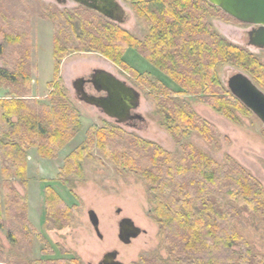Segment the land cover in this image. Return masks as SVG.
I'll return each instance as SVG.
<instances>
[{
	"label": "trees",
	"instance_id": "obj_1",
	"mask_svg": "<svg viewBox=\"0 0 264 264\" xmlns=\"http://www.w3.org/2000/svg\"><path fill=\"white\" fill-rule=\"evenodd\" d=\"M130 1L148 25L144 40L83 6L75 12L55 9L43 15L55 24L49 103L30 96L31 43L26 34L14 30L0 3V57L8 66L0 67V89L10 90L9 97L0 98V229H7L12 244L33 236L26 200L14 187L15 180L26 184L28 150L36 147L42 157L54 158L81 126L61 78L62 63L70 55H101L141 80L154 93L163 125L177 143L197 133L209 145L219 147V133L178 97L182 92L177 94L130 68L124 59L128 49H136L169 74L185 94L200 97L236 124L235 109L251 112L222 84L217 68L235 66L264 91V63L213 30L210 18L221 9L207 0ZM96 149L117 170L135 174L147 186L152 219L169 257L154 254L142 257L138 264H264V254L253 251L238 227L247 213L259 220L264 232V186L234 158L228 155L222 164L192 144H183L177 156L108 123L103 128L91 127L86 140L67 157L59 180L69 191L76 187L74 179L84 177L83 163L92 159ZM45 196L46 225L55 222L65 228L74 210L52 187L46 188ZM4 253L0 244V264L6 262Z\"/></svg>",
	"mask_w": 264,
	"mask_h": 264
},
{
	"label": "rangeland",
	"instance_id": "obj_2",
	"mask_svg": "<svg viewBox=\"0 0 264 264\" xmlns=\"http://www.w3.org/2000/svg\"><path fill=\"white\" fill-rule=\"evenodd\" d=\"M118 1L125 9L127 18L123 24H117L144 40L149 33L145 20L136 15L130 0ZM0 3L14 30L26 34L31 43L34 70L30 96L42 103H49L46 98L50 93L48 84L54 76L55 24L43 15L53 13L55 9L75 12L81 7L70 0L66 6L56 0H0ZM62 23L65 24V21L62 20ZM210 23L217 34L236 46L246 48L264 63V50L249 46L250 24L237 21L223 11L211 17ZM10 51L9 48L8 56ZM102 58L95 53H74L62 63V84L78 112L81 126L74 138L54 158L42 157L36 147L28 150L26 184L15 180L14 187L26 200L33 236L29 240L21 237L15 245L9 240L7 229H0V244L4 248L6 261L1 264H99L105 254L113 251L118 252V260L124 264H138L142 257L149 258L154 254L169 257L159 228L152 219L153 204L148 197L147 186L138 176L127 170H117L115 164L96 149L92 159L83 163L84 177L81 180L74 179L76 187L73 192L59 180L67 157L82 145L88 130L93 126L103 128L108 123L117 124L126 132L156 143L177 156L183 144L196 146L222 164L229 155L264 186V124L251 111V114H247L235 109L239 124L232 122L201 101L200 97L185 94L184 89L169 74L163 73L136 49L130 48L124 55L127 65L156 84L160 82L177 94L182 92L178 97L187 102L197 115L216 127L219 147L209 145L197 133H190L177 143L163 125V115L154 93L129 71L112 63V73L141 93V105L137 113L144 117V121H138L136 126L119 124L96 107L82 102L73 85L77 79L88 77L94 70L101 69L99 65ZM0 67H8L1 57ZM216 71L226 88L228 79L239 72L253 80L249 74L231 65H221ZM87 91L95 93L89 86ZM9 93L8 89H0V98L9 97ZM47 187H52L65 204L74 210L65 228H59L55 222L46 225ZM119 209L120 214L117 213ZM91 210L99 218L102 239L91 224ZM123 218H131L144 231L129 245L119 239V223ZM238 227L253 251L264 254V232L259 220L245 213ZM11 228L16 230V226L12 225Z\"/></svg>",
	"mask_w": 264,
	"mask_h": 264
},
{
	"label": "water",
	"instance_id": "obj_3",
	"mask_svg": "<svg viewBox=\"0 0 264 264\" xmlns=\"http://www.w3.org/2000/svg\"><path fill=\"white\" fill-rule=\"evenodd\" d=\"M80 6L92 10L106 19L123 24L127 14L118 0H74ZM211 5L221 9L230 17L245 24L260 26L259 31L250 32L249 46L264 50V0H207ZM89 82L96 94L85 89L86 79L79 78L74 82L78 98L99 109L109 118L119 124H128L131 120L144 121L137 113L141 105V93L126 81L119 79L113 73L96 69L91 74ZM231 94L248 108L264 124V91L246 74L239 72L232 75L227 82ZM131 126V125H130ZM118 214L121 213L119 209ZM89 218L99 238L100 221L94 211H89ZM144 231L136 226L131 218H123L119 223V239L126 245L131 244ZM99 264H124L118 260V252L104 255Z\"/></svg>",
	"mask_w": 264,
	"mask_h": 264
},
{
	"label": "flooded vegetation",
	"instance_id": "obj_4",
	"mask_svg": "<svg viewBox=\"0 0 264 264\" xmlns=\"http://www.w3.org/2000/svg\"><path fill=\"white\" fill-rule=\"evenodd\" d=\"M56 1H57L58 3H60V4H62L63 6H66L67 3H68V0H56ZM70 1L76 3L74 0H70ZM76 4H78V3H76ZM78 5H79V4H78ZM250 27H251V29H250V31L248 32L249 43H250V35H249L250 32H253V31H259V30L261 29L260 26H256V25H250ZM90 77H91V74H90V76H88V77H83V78L86 79V84H85V89H86V90H87V86H89V87L91 88V90H94L93 85L89 82ZM91 94H93V93H91ZM94 94H95V95H98V96L101 95V94H96V93H94ZM138 121H139V120H131V121L128 122V124H130L131 126H136V123H137Z\"/></svg>",
	"mask_w": 264,
	"mask_h": 264
},
{
	"label": "crops",
	"instance_id": "obj_5",
	"mask_svg": "<svg viewBox=\"0 0 264 264\" xmlns=\"http://www.w3.org/2000/svg\"><path fill=\"white\" fill-rule=\"evenodd\" d=\"M100 68L102 69V70H105V71H108V72H111L112 73V69H113V64H112V62L111 61H109V60H107V59H105V58H102V60L100 61Z\"/></svg>",
	"mask_w": 264,
	"mask_h": 264
}]
</instances>
